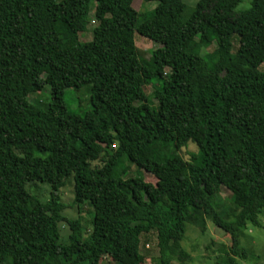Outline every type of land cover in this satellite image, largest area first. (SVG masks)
Listing matches in <instances>:
<instances>
[{
  "label": "trees",
  "instance_id": "16d2710c",
  "mask_svg": "<svg viewBox=\"0 0 264 264\" xmlns=\"http://www.w3.org/2000/svg\"><path fill=\"white\" fill-rule=\"evenodd\" d=\"M145 1L158 4L141 14L133 0H0V264H142L153 231L161 264L182 263L187 222L206 219L231 241L215 264L249 258L241 238L264 214V0H197L186 18L185 0ZM152 31L146 56L134 36ZM46 83L43 108L29 97ZM87 84L91 108L76 114L65 92ZM71 176L74 203L93 208L89 230L64 215ZM34 181L49 199L26 189Z\"/></svg>",
  "mask_w": 264,
  "mask_h": 264
},
{
  "label": "rangeland",
  "instance_id": "374dc122",
  "mask_svg": "<svg viewBox=\"0 0 264 264\" xmlns=\"http://www.w3.org/2000/svg\"><path fill=\"white\" fill-rule=\"evenodd\" d=\"M196 1L197 0H185L188 7L183 13L184 18L189 15ZM157 4L158 3L156 1L147 2L145 0H133L134 8L141 14L155 8ZM94 6L95 3L92 4V11L85 22L86 30L84 33L80 34V39L82 41H90L93 38V27L97 25L93 11ZM250 6L251 0H242L237 9L243 10L249 8ZM154 36V31L147 34H139L138 32H135V44L139 49L145 52L146 56L159 46V43L154 39ZM232 43V53H234L239 46L237 35L233 36ZM215 48L216 43L214 41L211 45L203 48L201 55L204 56L207 53H211ZM260 69L264 70V63H262ZM151 81L153 83L148 84L145 87V91L148 96H151L155 84L158 82L157 79ZM90 96V84H87L79 89H67L64 95V100L72 112L76 114H83L91 108ZM50 97L51 88L50 85L46 83L40 91L32 93L29 98L41 105L43 108H46L50 101ZM149 100L153 102V104L157 103L153 97H149ZM189 144L188 148L190 150H197L195 143L190 141ZM186 153L187 148H183L178 151V154L181 156H184ZM97 163L98 162H94L93 164ZM129 174H138L146 181L153 184L157 181V178L152 173L139 169L133 164H130L129 166ZM26 189L43 201L49 199L50 197L51 187L46 182L34 181V183H29L26 186ZM59 193L62 198V202L66 204L64 215L69 218H80L82 224L87 230H89L91 219H93V208L87 203H83L80 206L74 203V179L72 176L67 178L66 184L61 187ZM218 196L219 197L215 199L216 204H214V208L222 212L230 207L231 192L227 188L222 187ZM259 219L261 226L249 224L244 230L245 235L241 238V245L249 248L250 250L249 258L241 260L243 264H264V214L260 215ZM186 225L187 228L184 240L182 241V246L190 253V258L183 260L182 263L180 261H174L173 264H215L216 260L220 256H223L219 252L221 245H230L231 241L229 235L222 228L216 226L210 219H206L205 222L201 221L189 224L187 222ZM68 232L69 227L65 223L61 224V240L62 238L67 237ZM140 251L145 256V261L142 264H161L158 238L155 231L142 235Z\"/></svg>",
  "mask_w": 264,
  "mask_h": 264
}]
</instances>
